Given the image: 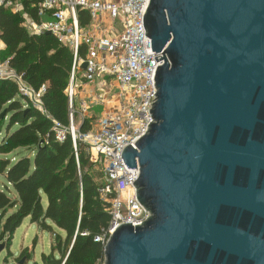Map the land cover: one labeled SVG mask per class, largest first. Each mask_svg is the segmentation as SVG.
I'll list each match as a JSON object with an SVG mask.
<instances>
[{"label":"water","instance_id":"obj_1","mask_svg":"<svg viewBox=\"0 0 264 264\" xmlns=\"http://www.w3.org/2000/svg\"><path fill=\"white\" fill-rule=\"evenodd\" d=\"M142 24L165 56L121 158L149 216L103 264H264V0H149Z\"/></svg>","mask_w":264,"mask_h":264},{"label":"trees","instance_id":"obj_2","mask_svg":"<svg viewBox=\"0 0 264 264\" xmlns=\"http://www.w3.org/2000/svg\"><path fill=\"white\" fill-rule=\"evenodd\" d=\"M17 12L0 6V58L34 90L44 86L41 100L46 113L21 95L14 82L0 78V243L9 247L15 229L25 218L53 232L55 244L40 255L41 264H103L104 246L94 241L110 218V199L101 196L100 171L91 160L87 144L71 136L61 142L54 137L52 120L67 126L68 85L72 50L50 33H32L25 15L38 21L39 0H12ZM84 47L79 50L84 55ZM94 115L84 118L79 132H86ZM16 152L15 159L8 155ZM77 154V157H76ZM77 158V159H76ZM57 229V231L55 230ZM61 233H60V232ZM30 259L23 249L16 261ZM32 264H38L34 261Z\"/></svg>","mask_w":264,"mask_h":264},{"label":"built area","instance_id":"obj_3","mask_svg":"<svg viewBox=\"0 0 264 264\" xmlns=\"http://www.w3.org/2000/svg\"><path fill=\"white\" fill-rule=\"evenodd\" d=\"M148 3L149 0H39L38 21L25 17L24 22L30 32L48 31L72 50V66L65 89L69 124L65 126L51 119L52 129L59 142L69 134L74 149L76 139L87 144L91 160L102 175L101 196L114 193L109 200L110 221L94 237V241L103 246L121 224L135 227L149 216L138 203L133 187L139 177L138 163L136 171L128 170L121 158L125 147L136 148L135 143L153 122L149 112L157 95L154 78L158 66L164 62L163 58L159 60L163 51H152L151 39L144 33L142 18ZM0 6H9L13 12L21 8L12 0H0ZM82 46L83 56L79 54ZM3 48L0 38V50ZM96 77L99 78L98 93L91 90L90 105L80 99L77 109V88L83 82L93 83ZM0 78L14 82L21 95L46 113L41 100L44 86L34 90L1 58ZM99 105L102 112L93 117L89 130L79 132L74 123L76 114L83 120L88 109Z\"/></svg>","mask_w":264,"mask_h":264},{"label":"rangeland","instance_id":"obj_4","mask_svg":"<svg viewBox=\"0 0 264 264\" xmlns=\"http://www.w3.org/2000/svg\"><path fill=\"white\" fill-rule=\"evenodd\" d=\"M98 84H99V78L96 77V79H94L92 83V89L97 93H98L97 91ZM82 99L83 100L85 99L87 105H90L89 102L87 101V98H81V100ZM79 100L80 98H77L75 102V106L77 109L79 106ZM100 112H102L100 105L95 106V108H93L92 111H89V109L87 110L85 118L90 115L98 116ZM80 121H81V116L79 114H76V117L74 118V123L76 127H78ZM5 125L6 122H4L1 128L0 140L5 133ZM15 155L16 152H12L8 156L11 157L12 160H14ZM95 169L97 171L99 170L97 165ZM2 181L3 178L0 176V186ZM55 230L57 231V229ZM3 243H5V241H3ZM54 244H55V239L53 236V232L41 229L35 223H31L28 218H25L20 224V226H18L15 229L9 247L6 246L5 243L4 249L0 251V264H32L34 261H36L38 264H41L40 261L41 253L42 252L48 253L50 251L51 246ZM24 248L27 249L28 255H30V259L26 260L24 257L22 258L23 260L22 263L17 262L16 258L19 256V253Z\"/></svg>","mask_w":264,"mask_h":264},{"label":"crops","instance_id":"obj_5","mask_svg":"<svg viewBox=\"0 0 264 264\" xmlns=\"http://www.w3.org/2000/svg\"><path fill=\"white\" fill-rule=\"evenodd\" d=\"M25 17L29 18L28 16L25 15ZM26 19V18H25ZM30 19V18H29ZM91 90L93 91L92 89V83H89V82H83L81 85H79V87L77 88V98H87V101H88V96L89 94L91 93ZM85 100V99H84ZM86 101V100H85ZM93 109V108H92ZM89 110V111H92ZM91 116V115H90ZM89 117V116H88Z\"/></svg>","mask_w":264,"mask_h":264}]
</instances>
